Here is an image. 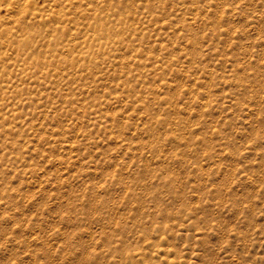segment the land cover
<instances>
[{
	"label": "rangeland",
	"instance_id": "374dc122",
	"mask_svg": "<svg viewBox=\"0 0 264 264\" xmlns=\"http://www.w3.org/2000/svg\"><path fill=\"white\" fill-rule=\"evenodd\" d=\"M0 264H264V0H0Z\"/></svg>",
	"mask_w": 264,
	"mask_h": 264
}]
</instances>
